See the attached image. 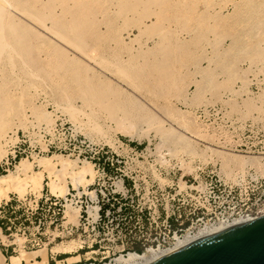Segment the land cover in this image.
<instances>
[{"label":"rangeland","instance_id":"obj_1","mask_svg":"<svg viewBox=\"0 0 264 264\" xmlns=\"http://www.w3.org/2000/svg\"><path fill=\"white\" fill-rule=\"evenodd\" d=\"M143 20L150 24L148 19L143 18ZM119 22V20L116 23L113 21L114 26L118 25L116 28L113 27L114 32L117 30L116 33L120 31L123 34L127 29H130L131 36L134 39L132 46L135 47L143 42V37L145 38L146 35H139L141 36L139 37L136 29L131 28V25L122 24V27ZM204 24L198 26L204 29L206 27ZM229 25L232 27L230 28ZM221 26L222 24H219V27ZM222 27L232 29L234 24L227 23L226 27L225 24ZM131 31L135 33L133 34ZM261 37L259 40H254L256 43L254 41H252L253 44L248 43L249 46L253 45L250 48L247 45L248 51L245 49L244 52L240 51L239 53V50H235V52L233 50L232 53V50H230L231 56L229 51H226V54V52L219 49L223 54L219 53L221 55L217 57L221 60L224 58L222 60L224 64L234 62L231 65L236 64L235 66H238L239 69L232 66V69L236 70L237 73L232 69L230 70L233 71V74L240 76L237 77L236 75L237 79L243 78V83H241V79L235 80V76L231 75L232 73L229 70L231 65L228 66L227 64L228 67H224L225 70L228 68L227 72L224 70L225 75H221L217 71L212 73L211 69L204 66V64L206 65L204 58L208 56L204 47L207 37L204 34L196 35L195 39L188 41L187 44H181V42L177 44L179 47L174 49L177 52H172L175 55L170 58L173 61L177 59L178 62L174 67L164 69L166 72L165 78L158 79L159 73L163 72L161 70L158 72L153 70L154 72L151 71V74L145 78L139 77L138 80L142 84L141 88L146 87V90L150 91H146L148 98L151 99L154 96L153 99L156 98V101L151 100L157 102V106L159 105L158 109L160 108V110L157 109L154 102L151 103L156 108V111H153L154 107L151 109L152 112H155L154 114L158 110L157 116L160 118L164 111L165 114H169L168 116L171 117H176V114L181 115V117L184 116L182 122L190 124L189 128L185 125L186 132L189 131L190 134L192 128H194L195 132L199 133L200 136L196 137L198 135H194L193 130L194 133L191 134L196 138L194 140L190 137L191 143L194 145L193 148L199 149H196V152L201 151L196 157H189L179 152L180 155L178 153L176 159L175 156L165 154L164 149H158L155 139H152L151 135L138 141L130 140L120 135L114 126L113 128H107L108 121L100 118L97 120V128L101 131H97L99 134H95L98 139L97 142L91 143L86 137L75 132L72 124L64 116L55 118L51 115L53 118H50L52 122L48 132L49 130L52 131L48 133L43 126V121L33 119L29 112L24 109L25 99H22L23 96L21 98L18 94V96L15 95L16 98L13 96V104L18 105V102H16L18 97L19 105L23 106H20V111L19 106V108L15 106L16 109H14L18 110L20 114L22 110L28 116L24 115L26 119L22 120L27 129L23 131L18 129V139L7 147L8 154L0 159V175L13 170L21 159L31 161L32 155L45 160L49 155L61 154L69 159L76 157L86 159L91 163L89 169L93 172V177L89 181L88 174H84L82 177L79 174L78 177L77 173H75V176L71 175L75 171L69 172V174L59 172L56 177L48 176L46 174L48 173L47 170L56 172L59 167L55 161L47 158L43 162L47 170L44 166L33 163L31 164L32 172L29 173L31 175L28 174L31 178L41 176L42 188L40 195L31 189L28 182L30 178L23 177V175H13L8 179V182L0 189V247L4 248L7 253H19L11 258V262L18 263L19 260L24 259L28 264L30 261H33L32 264H34L36 256L42 255L44 259L48 249H51L53 253L61 252L65 246V248L71 249L68 255L76 256V258H70L67 260L68 262H62V264L90 262L100 264L129 251L141 252L147 247L166 248L171 245L173 236H179L184 231L190 230V228V231L193 232L197 227L199 228V226L201 227L206 223L229 222L237 217H258L261 215L264 210V67L262 73H257L254 68L255 64H253L255 62L257 64V61H260L264 56V36L261 35ZM215 40L216 43H220L222 46L228 41L221 33L216 35ZM106 43L111 45L109 40ZM104 50L103 52L106 55H110L109 49ZM121 53L120 51L118 54ZM242 53H247L246 58L248 56L247 59L242 58L243 61L241 58L238 60L237 57L238 54L243 55ZM222 55L226 56L223 57ZM213 57L215 58L216 55ZM249 59L251 63L253 62V65L248 63L250 62ZM247 63L251 71L248 69ZM191 64L199 66L198 69L209 70V73H206L207 70H202V74H205L211 81L215 80V82H212V86L215 85L213 83L218 82L216 87L213 86L214 91L212 88L210 89L211 94L206 90L207 93L205 91L204 93L203 91H194V85L191 81L196 74L189 72L191 71ZM253 70L256 72H254L255 76L252 74ZM198 71L200 72V70ZM216 73L220 76H216ZM227 73L231 74L228 75ZM212 74H215L216 78L213 75L215 79H211ZM261 75L263 78H260ZM226 76L229 82L234 77V82L230 83L229 88L231 87L238 94V96L235 94L237 97L227 100H233L234 102H232L237 106H234L231 102L222 101V99L225 100V86L229 83L223 80H226ZM256 78H259V82L255 83ZM217 79L223 80L222 83ZM221 87L225 90L223 91ZM31 90L34 91L29 87L28 93L30 92L33 95ZM70 91L71 97L74 96V91ZM250 92L253 100L250 97L251 95L248 94ZM190 94L191 96H189ZM208 94L211 97H208ZM36 95L38 96L36 97ZM36 95L31 96L34 97L33 99L30 98L35 102H41L42 96ZM183 98L188 99V105L182 103ZM245 98L246 100L249 99L253 105L247 103L244 100ZM71 100L74 105H80L78 99L72 98ZM207 100L213 104L207 103L202 106ZM203 102L204 104H202ZM260 102L263 104H260ZM160 103L163 108L160 107ZM231 104L234 106L233 108ZM163 105L168 106L169 110L167 107L165 110ZM247 105L256 107L252 110ZM257 106L258 111L256 110ZM229 107H231V110H229ZM260 108L261 110H259ZM41 109L45 113L52 111L50 104L42 105ZM248 109H251V111L249 112ZM161 110L162 114L160 113ZM225 112L228 114H224ZM78 113L77 116L80 115L81 117V113ZM100 113L103 116L100 115L99 117L104 118L105 114ZM158 113L161 115L159 116ZM20 114L18 116L21 118L23 114ZM165 114L164 116H166ZM249 116H251V119ZM13 118V121L10 119L9 122L4 119L0 120V130H2L0 136L3 137L10 133V130H8L9 125H11V122H16V119ZM177 118L180 117L177 116ZM3 121L7 122L4 123ZM7 123L8 126H6ZM167 123V121L164 122V124ZM1 124L6 125L4 127ZM110 140L114 142V149L107 144ZM206 145L208 148H206ZM225 151L226 153H224ZM228 152L234 155L231 154L230 156ZM237 155L243 158L238 160ZM234 156H237L238 162ZM179 157L182 158L183 164H187L189 168L185 164L182 167L179 166ZM220 161L226 163L224 164L226 168ZM220 165L223 166L225 172H221ZM227 171H229V174L228 177H225ZM72 181H77L78 184L75 182L76 185L73 186ZM117 182L122 187L121 190L119 188L117 190ZM52 189H54L53 192ZM91 192L95 195V198L97 197V205L100 207L101 218L95 224L83 218L85 217L86 207L95 203L89 195ZM69 200L75 205H80L76 224L68 222L63 214L64 204ZM106 211H108L107 214H105ZM79 214H82V217L78 218Z\"/></svg>","mask_w":264,"mask_h":264},{"label":"bare ground","instance_id":"obj_2","mask_svg":"<svg viewBox=\"0 0 264 264\" xmlns=\"http://www.w3.org/2000/svg\"><path fill=\"white\" fill-rule=\"evenodd\" d=\"M143 18L148 19L150 24H147ZM117 20L121 22H119L121 25H131V28L136 29L138 36L146 35V40L144 41L145 38L143 37L142 43L140 42V44L135 47L132 46V41L134 39L131 36L130 29H127L123 34L120 33V31L116 33L117 30L114 32L115 29L113 30V27L116 28L118 25L116 24V26H114L115 24L113 21L116 23ZM202 23L206 25L204 29L202 28L203 30L198 26L202 25ZM227 23L234 24V27L232 29H225L222 27L224 24L226 27ZM219 24H222V26L219 27ZM262 24L264 25V0H0V120L4 119L8 121L10 119L12 120L13 117L16 119V122H11V125L8 127L10 133L3 137L0 136V159L8 154L9 150L7 147L18 139V129H22V131L27 129L22 121L27 114H24L25 112L23 113L22 110L21 114L19 112L23 106L33 119H40L43 121V126L47 129L46 132H48L51 126L52 120L50 118H53V116L55 118L64 116L72 124V128L75 132L86 137L93 143L98 141L95 134L101 131V129L99 130L97 128V120L99 118L106 119L108 121V125L106 124L107 128H113L114 126L120 135L130 140L138 141L151 135L152 139H155L156 147L158 149H164L165 154L168 153L170 156H175L176 158L177 154L182 152L189 157H196L201 151L198 153L196 152L198 148H193L194 145L191 143L192 140L190 137L193 139L199 137V133L195 132L194 128H192V132L194 130V135L198 136L195 137L191 134L192 132L190 134L189 131L188 133L186 132V126L189 128L190 124L188 125L182 122V117L184 116L181 117V115L176 114V117H171L168 116L169 114H165L164 109L166 110V107L168 109V106L163 105L165 108L162 109L166 116H164V114L161 115L163 113L161 110L160 113H162H158L159 116L161 115V118L158 117L157 112H159L158 110H160V108L158 109L159 105H156V98L153 99L154 96L151 98L155 101L148 98L149 96H147L146 91L149 90H146V87H143L144 85L142 89V84L138 79L139 77H148L153 70L155 72L159 70L163 71L159 73L158 79L165 78L166 72L164 69L167 67L172 68V66L174 67L178 62L177 59V61H173V59L170 58L175 55L174 53L176 50L174 51V49L175 47H179L177 44L179 42H181V44H187L188 41L194 40V37L198 34H204L207 37L204 47L208 56L204 58L206 61V65L204 64V66L211 69L212 73L217 71L219 74L225 75L224 67L226 68L228 63L224 64L222 61L224 60L223 57L226 55H222L223 57L221 56L223 58L222 60L217 57L223 54L220 51L230 52V50H232L231 52L233 53V50L234 52L235 50H239V53L240 51L244 52L245 49H248L247 47L252 41L259 40L261 35L264 36V27L262 28ZM231 27L232 26H230V28ZM218 33L223 34L228 40L223 46L220 45V43H216L215 38ZM107 40L111 41V45L106 43ZM252 46H249V48ZM106 48L110 50V55H106L103 52ZM219 49L221 50L219 51ZM120 51L122 53L119 55L118 53ZM231 52L230 56L232 54ZM246 54H240L243 57L239 54V56L236 55L238 60L240 58L242 60V58H246ZM215 55L216 57L214 58L213 56ZM228 55L227 58L229 57ZM227 58L225 57V59ZM257 62V64L256 62H252L255 64L254 68L257 73H262L264 56ZM233 63L228 64V66ZM248 63H251V61ZM178 65L179 64H177V66ZM235 65H231L229 70ZM247 66H249V64ZM237 67L238 66H235L234 68L239 69ZM198 68L199 66H196V64H191V71H189L192 74H196L194 78L192 77L193 79L191 81L194 85V91H203L204 93L206 90L211 94L210 89H213V86L216 87L218 82L213 83L215 85L212 86V82H215V80L211 81L205 74H202V70L206 71L207 69L201 70V68ZM227 69L225 72H227ZM248 69H251L250 66ZM198 70H200L201 73ZM208 71L209 70H207L206 73ZM235 71L236 70H234V72ZM254 72L253 70V75ZM231 73L227 74L235 76V80L241 79L242 81H239L243 83V78L237 79V77L240 76L236 74V77L233 71H231ZM219 74L216 73V76ZM213 75L216 78L215 74H212L211 79H215ZM261 77L262 75L260 78ZM220 79H217V81H220ZM223 80L224 82H229L227 76L226 80ZM223 80L220 82L222 83ZM231 80L234 82V77ZM255 80H257L255 83L259 82V78ZM231 82L225 86L227 94L225 93V100L222 99V101L231 102L234 106H237L233 103V100V102L228 101L230 98L236 95L238 96L234 89L231 87L229 88ZM219 86L217 87L219 88ZM29 87L34 90H31L34 96L36 94L42 96L41 102L32 100L34 97H31L33 96L31 95L32 93H28ZM225 89L222 90L224 91ZM70 90L74 91V96L72 97ZM17 94L20 98L23 96V100L25 99L23 106L21 104L19 105L18 97L16 99L17 101L15 100L18 102V105L16 106L13 104L12 97L15 95L18 96ZM149 94L151 95V93ZM209 94L208 97H211ZM248 94L251 95L252 93L250 92ZM37 96L38 95H36V97ZM189 96H191V94ZM250 97L253 100L252 95ZM70 98L78 99L80 105H74ZM145 98L151 101L149 100L150 102H148ZM186 98L182 99V103L188 105L189 102ZM246 98L244 100H246ZM248 100H246L247 103L252 104V102ZM222 101L221 103H223ZM152 102H154L158 109L156 114L151 111L152 107H154V104H151ZM207 103H210V105L213 104L207 100L205 104L204 102L202 103L204 104L202 106H205ZM261 103L262 102H260V104ZM44 104H50L52 111L45 113V111L41 109ZM232 104L231 107L233 108L234 106ZM252 105H249L251 109L256 107ZM15 106H21L20 108L18 107L19 111L15 110ZM224 106L223 108H225ZM160 107H162V104ZM231 107H229V110H231ZM261 108L259 110H261ZM153 109V111H156L155 107ZM251 109H248V111L250 112ZM257 109L258 106L256 110ZM99 111L105 114L104 118L99 117L102 115ZM203 111L202 109V112ZM78 112L81 113V117L80 115L77 116ZM19 114H23L21 118L18 116ZM224 114L227 115L228 113L225 112ZM177 116L181 118L180 121L182 123ZM249 118L251 119V116H249ZM166 121L168 123L164 124ZM186 122L189 123L187 120ZM2 125L5 127L6 124H1V126ZM6 126H8V123ZM261 129H263V127H261ZM51 131L49 130V132ZM1 135L3 134L1 133ZM98 137L100 136L98 135ZM107 144L112 149L115 148L113 141L110 140ZM206 148H208L207 145ZM218 152L220 153V151ZM224 153H226V151ZM178 155H180V153ZM233 155L234 154H232V156ZM237 156L234 157L236 158ZM234 157L233 160L235 161ZM47 158L57 163L59 169L56 172H51L45 168L43 162L47 160ZM47 158L44 160V158L42 159L41 157L32 155L31 161L21 159L13 170L0 175V189H2L8 182V179L13 175H23V177L30 178L28 182L31 189L36 191V194L40 195L42 188L41 176L39 175L32 178L29 176L31 175L29 173L32 172L31 164L33 163L44 166L47 170L46 172H48L46 173L48 176L56 177L59 175V172H67V174H69V172L75 171L74 174L71 173V175L75 176V173H77V175L79 174L82 177L84 174H88V180H92L93 172L89 169L91 163L86 159H79L77 157L69 159L67 156L61 154H52L47 156ZM237 158L240 160L243 157L240 158L238 156ZM178 161L181 167L185 164H183L181 157H179ZM234 161L233 164L235 163ZM243 161L241 160L242 163ZM220 163H223V161H220ZM224 164L226 163H223V165ZM186 165L187 164H185V166ZM224 166L226 168V165ZM186 167L189 168L188 165ZM222 167L221 172L223 173L224 170ZM229 171L225 173V175L227 174L225 177H228ZM223 180H225L224 177ZM75 182L77 183V181ZM75 182L72 181L73 186L76 185ZM117 186V190L118 188L120 190L122 189L118 182ZM53 191L54 189H52V192ZM89 195L91 199L95 201V195L92 192L89 193ZM70 201L71 200L66 201L64 204L63 214L68 222L76 224L80 205H75ZM95 203L88 205L85 209L92 220L96 219L98 211V205ZM262 215H264V210L258 217ZM256 218L257 216H242L232 219L229 222L218 221L216 223H206L201 227L199 226V228L197 227L198 229L196 228L193 232L190 231V228V230L184 231V233L179 236H173L171 245L166 248L147 247L139 253L129 251L126 252V254L114 256L100 264H151L189 243ZM69 251H71V249L65 248V246L64 249L61 250V252L64 253H68ZM81 264L96 263L90 262Z\"/></svg>","mask_w":264,"mask_h":264},{"label":"water","instance_id":"obj_3","mask_svg":"<svg viewBox=\"0 0 264 264\" xmlns=\"http://www.w3.org/2000/svg\"><path fill=\"white\" fill-rule=\"evenodd\" d=\"M151 264H264V215L189 243Z\"/></svg>","mask_w":264,"mask_h":264},{"label":"crops","instance_id":"obj_4","mask_svg":"<svg viewBox=\"0 0 264 264\" xmlns=\"http://www.w3.org/2000/svg\"><path fill=\"white\" fill-rule=\"evenodd\" d=\"M18 252H9L0 247V264H28L24 259L19 260L18 263H12L11 258L18 255ZM76 256H70L68 253L64 252H55L53 253L51 249H48L45 253V258H42V255H38L35 258L34 264H62V262H68L67 260ZM33 261H30L29 264H32Z\"/></svg>","mask_w":264,"mask_h":264},{"label":"built area","instance_id":"obj_5","mask_svg":"<svg viewBox=\"0 0 264 264\" xmlns=\"http://www.w3.org/2000/svg\"><path fill=\"white\" fill-rule=\"evenodd\" d=\"M94 202H96V204H97V197L95 198V201ZM99 210H100V207H99V205H98V211H97V214H96V219L95 220H92L91 218H90V216L88 215V213L86 212V210L84 211L85 212V217H83V218H85L86 220H90L92 223H96V222H98L99 220H100V218H101V215H100V213H99ZM108 213V211H106L105 212V214H107ZM80 217H82V214H79V217L78 218H80Z\"/></svg>","mask_w":264,"mask_h":264},{"label":"trees","instance_id":"obj_6","mask_svg":"<svg viewBox=\"0 0 264 264\" xmlns=\"http://www.w3.org/2000/svg\"><path fill=\"white\" fill-rule=\"evenodd\" d=\"M140 251H137V253H139Z\"/></svg>","mask_w":264,"mask_h":264}]
</instances>
